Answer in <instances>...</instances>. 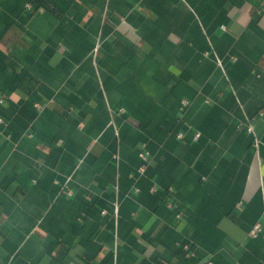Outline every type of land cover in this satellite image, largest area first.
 I'll use <instances>...</instances> for the list:
<instances>
[{"label": "crops", "instance_id": "1", "mask_svg": "<svg viewBox=\"0 0 264 264\" xmlns=\"http://www.w3.org/2000/svg\"><path fill=\"white\" fill-rule=\"evenodd\" d=\"M0 118V264H264V0H0Z\"/></svg>", "mask_w": 264, "mask_h": 264}, {"label": "built area", "instance_id": "2", "mask_svg": "<svg viewBox=\"0 0 264 264\" xmlns=\"http://www.w3.org/2000/svg\"><path fill=\"white\" fill-rule=\"evenodd\" d=\"M27 7H30V4L28 3L27 4ZM187 104V102L185 100H182L181 101V107H184L185 105ZM2 121V119L0 118V122ZM245 129L248 131V132H252V126L250 124H246L245 125ZM140 156L145 159L146 156H147V152L146 151H142L140 152ZM169 206H171V204H169ZM260 230V224H257L255 225L252 230L250 231V234L251 235H256L257 232Z\"/></svg>", "mask_w": 264, "mask_h": 264}, {"label": "trees", "instance_id": "3", "mask_svg": "<svg viewBox=\"0 0 264 264\" xmlns=\"http://www.w3.org/2000/svg\"><path fill=\"white\" fill-rule=\"evenodd\" d=\"M32 4H34V3L32 2ZM35 4H36V3H35ZM39 5H40V6H43V4H42V3L38 4V6H39Z\"/></svg>", "mask_w": 264, "mask_h": 264}]
</instances>
